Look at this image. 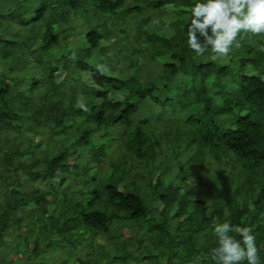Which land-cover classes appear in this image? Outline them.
Returning <instances> with one entry per match:
<instances>
[{"label":"trees","instance_id":"16d2710c","mask_svg":"<svg viewBox=\"0 0 264 264\" xmlns=\"http://www.w3.org/2000/svg\"><path fill=\"white\" fill-rule=\"evenodd\" d=\"M203 2L0 0V254L22 264H214V228L227 221L253 229L264 264V35L240 33L226 58L196 56L187 28ZM119 61L132 70L113 75ZM111 91L125 103L107 100ZM39 131L47 140L35 143ZM123 150L142 161L143 183ZM73 155L87 166L80 174L64 164ZM100 232L110 246L95 250ZM45 248L59 255L45 261Z\"/></svg>","mask_w":264,"mask_h":264},{"label":"clouds","instance_id":"9594fccd","mask_svg":"<svg viewBox=\"0 0 264 264\" xmlns=\"http://www.w3.org/2000/svg\"><path fill=\"white\" fill-rule=\"evenodd\" d=\"M191 14L187 43L198 57L210 49V59L226 58L234 46H239L240 33L264 35V0H205L195 4ZM69 58L74 61L75 52ZM95 67L101 74L109 72L102 63ZM76 107L85 112L89 110L83 97ZM234 232H238L241 239L231 234ZM214 234L217 246L209 252L214 264H260V250L250 226L237 228L226 221L215 225Z\"/></svg>","mask_w":264,"mask_h":264},{"label":"rangeland","instance_id":"374dc122","mask_svg":"<svg viewBox=\"0 0 264 264\" xmlns=\"http://www.w3.org/2000/svg\"><path fill=\"white\" fill-rule=\"evenodd\" d=\"M131 1L133 0H127V3H130ZM175 11V9L173 8V6L169 5V6H166L165 7V10L164 12L160 15V16H157L154 18V21H159V22H164L166 21V19H168L170 17V15ZM156 15V14H154ZM152 15V16H154ZM113 23H114V27L113 29L115 30V33H118L119 29L122 27V25L120 23L117 22V20L115 18H113ZM70 24H72V26L74 28H76L78 31L80 30H83L84 27H81V26H78L77 25V22L75 21H72L70 22ZM127 25H129V23H127ZM13 29H17L16 27H14ZM117 37L116 36H113V37H110L109 39H104V40H101L100 41V46H103V47H110L112 46L115 41H116ZM72 40V37L69 36L66 38L65 41H70ZM85 48H89V45H86ZM20 50L22 51H25V48H20ZM111 55V54H110ZM32 56V54H31ZM30 57V55L28 56ZM31 58V57H30ZM206 58H210V55L206 56ZM145 61L143 60L141 57L138 59L137 61V65L138 66H141L142 62ZM30 72L32 71H36L37 73V67L34 66V65H31L30 66ZM132 70V68H128V63L125 62V63H122V61H119L118 64L116 65V67H114L113 71H112V74L115 75V76H122L123 74H127L129 73L130 71ZM2 71V66L0 65V72ZM7 74V73H6ZM64 75V73H63ZM63 75L61 76H58V78L55 80L56 83H59L61 82V80L64 78ZM144 72H142L141 70H138V77L140 78V80H143L144 79ZM81 83L82 84H85L86 86H89V87H94V83L92 81V78L89 74V72L87 71H83L81 72ZM158 98L163 100L164 99V93L161 91L160 93H158ZM107 100L111 101V102H123L125 103V98L122 96V95H119L113 91L109 92L108 95H107ZM136 116L132 119V121L134 122H137L138 120H136ZM162 123V122H161ZM32 133L30 132L29 133V136L31 135ZM73 135V133L70 134V137ZM40 139H43V140H47V138L45 137V134L42 133L41 131H39V134H36L35 137H34V142H38ZM115 145V144H114ZM113 145V146H114ZM56 148H58V146H56ZM165 147L162 146V149H164ZM117 150V149H115ZM120 150L119 151H115L114 153H111V155L113 154L114 156L112 157H115L119 154L120 156ZM125 152V155H123V160L125 162V164L130 167V172L132 174H138L140 177H139V182L138 183H143L144 182V179H142V175H143V163L142 161H139L137 158H133L130 156L129 153H126V151L123 150V153ZM88 157V156H86ZM29 157H27L28 159ZM76 158V155H73L71 156L68 161L64 164L66 165H69V164H79V169L75 170L74 172L80 174V172L82 170H86L87 169V166L86 164L84 163L83 160H80L78 161ZM159 159V158H157ZM110 158H106L104 160V164H100V165H93V169L91 170H88V173H89V177L90 178H95L99 175V173L101 171H104L107 169L108 165L110 164ZM122 185L123 184H120L119 185V190H122ZM190 186H193L192 184L188 183V184H184L182 185V192H184L185 190H187ZM79 187V185H74V184H71V186H68L67 188H70V189H77ZM1 190H0V201H1ZM71 196L72 197H76L77 194L75 193H72L71 192ZM48 200H50V198H48ZM7 201V200H6ZM158 206V205H157ZM53 208V205H49V210H51ZM174 209V208H173ZM174 210L171 211V213L173 212ZM21 232H24L25 229L24 228H21L20 229ZM15 232H12V235H14ZM131 234V230L130 229H126L124 228L122 230V235L124 236V238H128ZM88 236H86L87 238ZM10 242V241H9ZM9 245L13 246L15 245L14 242H10ZM97 245H102V246H106V247H109L110 246V241L108 240L107 236H105V234L103 233H98L97 234V238H96V242L94 243L93 247L95 248V250L97 249ZM131 245L133 246V248H135V241H131ZM130 245V246H131ZM32 245H29V247L31 248ZM5 252V251H4ZM4 252H1L0 254V264H22V262L20 261H14L16 258H19L18 255H15L13 252L12 253H4ZM53 252V250L51 248H45L44 251L41 252L40 254V257L45 260V261H49L50 262V259L52 256H57L59 255V252H55V253H51ZM61 252V251H60ZM95 253V252H93ZM135 254H137V252H135ZM6 256V258H5ZM63 259L61 258V261ZM33 263V262H32ZM53 264H59V262H54ZM74 264H78L77 262H75ZM129 264H146L145 262H134V261H129Z\"/></svg>","mask_w":264,"mask_h":264}]
</instances>
